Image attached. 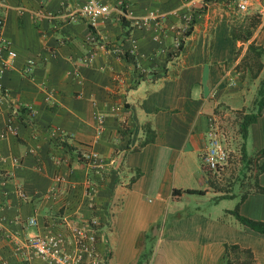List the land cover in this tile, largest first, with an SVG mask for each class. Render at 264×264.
Segmentation results:
<instances>
[{"label":"crops","instance_id":"crops-1","mask_svg":"<svg viewBox=\"0 0 264 264\" xmlns=\"http://www.w3.org/2000/svg\"><path fill=\"white\" fill-rule=\"evenodd\" d=\"M82 1L0 0V38L16 53L0 73V264H49L26 236L54 231L70 246V227L89 220L94 264H264V232L232 212L237 204L264 220V192L244 180L211 186L201 161L221 106L257 112L244 150L264 149V99L254 101L264 0L245 10L232 0H123V14L103 0L111 9L94 24L67 14ZM237 11L258 19L247 42L262 49L261 67L248 85L233 67ZM11 106L30 108L12 119L15 132L5 130ZM256 182L264 187V168Z\"/></svg>","mask_w":264,"mask_h":264},{"label":"built area","instance_id":"built-area-1","mask_svg":"<svg viewBox=\"0 0 264 264\" xmlns=\"http://www.w3.org/2000/svg\"><path fill=\"white\" fill-rule=\"evenodd\" d=\"M236 9L245 10L248 5V0H232ZM112 7L120 14H123V0H112ZM111 9L110 3L103 0H83L81 4L68 11L69 17L80 16L89 24H94V21L99 16L105 15ZM143 19L136 17L132 20L133 24H141ZM2 19L0 18V26ZM185 36V29H180L177 35L172 40L173 50H178L182 38ZM15 51L10 47L8 41L0 38V73L7 67L12 58L15 56ZM86 61V57L83 58ZM30 59H26L23 66L24 70L30 69ZM1 89V88H0ZM18 106L9 108L10 115L7 117L5 130L15 132V127L12 125V119L15 117V112ZM30 111V108L27 106ZM206 144L201 154V161L204 168L215 170L220 168L226 162L227 150L225 142L222 139L221 133L215 125H210L206 133ZM93 155V154H91ZM87 156V155H86ZM86 194L88 192H85ZM89 195V194H88ZM28 224H34L35 218L29 217ZM86 225H72L71 245L68 246L64 236L54 231H43L28 234L25 238V246L28 247L40 260L49 264H94L97 261L96 248L94 246V233L88 231Z\"/></svg>","mask_w":264,"mask_h":264},{"label":"trees","instance_id":"trees-1","mask_svg":"<svg viewBox=\"0 0 264 264\" xmlns=\"http://www.w3.org/2000/svg\"><path fill=\"white\" fill-rule=\"evenodd\" d=\"M120 21L122 22V24H124L125 20L123 16L119 17ZM247 21V23L243 26V24L245 23V21H240V22H235L232 23L230 25V35L236 39H239L241 41H245L247 40L251 33L252 30L254 28V26L257 23V18L255 16H251L250 18L245 19ZM247 50L249 53V51H253V53H251L250 55L253 57H257L259 56V54L261 53L262 49L260 48V46L255 45L252 41L247 42ZM249 56V55H248ZM264 99V82H262V80L260 81L258 88L256 89V94L254 97V101L257 105V107L259 108L261 101ZM18 109L16 110V114L15 116H20V111L24 110L26 111V114L28 115L29 110L25 107L22 106H18ZM25 108V109H24ZM257 112H243L242 115H240V119L238 121V132H239V136L241 137V141L239 144V151H240V167L238 169L239 172H241V170L243 171L241 174V179H240V183L244 180L243 183H248L249 185H251V187H254L255 190L258 191H262L264 192V187L258 185V183L256 182V174L259 170L264 168V160H260L257 161V159L259 158L260 155H264V149H260L258 151H253V152H246V150H244V144H243V137L245 136V132H246V127L247 124L251 121L254 120L255 116H256ZM10 115V113L8 112V116ZM144 131L145 133L150 134V136H152V129H150L147 125L144 126ZM152 137H148L146 134L144 136V138L140 141V144L145 143L146 141H149ZM225 142V140H224ZM225 147L227 150V159L229 157L230 154V150H228L226 142H225ZM205 169V174L207 175V181L209 185H214L216 186V184L214 183V173L218 172L217 168L215 170H209V169ZM237 171V172H238ZM237 174V173H236ZM236 176V175H235ZM236 179V177H235ZM177 190H179L177 188ZM172 191H176L175 189H172ZM180 191V190H179ZM183 191H188V192H193V191H201L200 189L197 188H184ZM244 194H241V197ZM232 212L234 214V216L236 217V219L238 221H240L241 223L249 226L250 228L257 230L259 232H264V220H254L251 218H248L246 216H243L241 214L238 213L237 211V204L234 206V208L232 209ZM238 246L236 244H230L229 248H237ZM227 262V258L225 259Z\"/></svg>","mask_w":264,"mask_h":264},{"label":"rangeland","instance_id":"rangeland-1","mask_svg":"<svg viewBox=\"0 0 264 264\" xmlns=\"http://www.w3.org/2000/svg\"><path fill=\"white\" fill-rule=\"evenodd\" d=\"M234 5V3H233ZM235 7V5H234ZM236 9V7H235ZM238 10V9H237ZM234 19L231 23H237L240 21H245L243 26L247 23L244 19L243 11H237L234 13ZM241 41V40H240ZM247 40L242 41V44L236 48L234 51L235 56L239 57L238 61L234 64V68L236 69L238 77L243 81V84L248 85L252 83V79L257 75L260 71V63L257 57H253L250 54L253 51L247 50ZM249 55V56H248ZM262 82H264V69L262 66ZM250 92L247 93V98L245 97V103H249L250 100ZM236 100H233V102ZM232 102V101H231ZM216 117L214 120V124L217 127V130L221 133L222 139L225 140L228 150H230V154L226 162L221 165L220 169H218L217 173H214V183L220 187L225 185H231L233 189H237L239 187L240 179H241V172L238 171L240 167V151H239V144L241 141V137L239 136L238 132V121L240 119V115H242L241 109H228L224 106L218 107L216 109ZM205 170V169H204ZM238 171V172H237ZM237 173V174H236ZM236 175V176H235ZM236 177V179H235ZM193 185V184H190ZM151 197L149 195L146 196ZM88 227L94 226V222L92 220L88 221ZM95 238V235H94ZM149 253L148 249L146 250Z\"/></svg>","mask_w":264,"mask_h":264}]
</instances>
